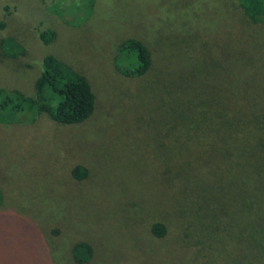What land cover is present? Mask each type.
<instances>
[{"label": "rangeland", "instance_id": "rangeland-1", "mask_svg": "<svg viewBox=\"0 0 264 264\" xmlns=\"http://www.w3.org/2000/svg\"><path fill=\"white\" fill-rule=\"evenodd\" d=\"M203 1L208 0H95L90 17L72 24L67 14L50 10L49 0H0V85L30 92L42 58L54 54L84 72L96 96L93 114L77 124H59L44 114L31 122H0V264H72L71 247L77 241L93 246V264H264V225L255 250L232 245L221 250L218 243L234 234L232 227L226 234L229 220L222 211L212 236L203 234L208 231V219L201 222L202 211L198 202H190L195 199L190 194L210 197L218 211L227 203L224 193L232 199L236 196L234 183L225 185L223 191L216 181V172H224L222 162L216 156L211 161L208 155L193 159L186 167L190 183L175 179V170L167 171L165 158L180 146L157 131V114L161 111L166 116V108L153 105L157 99L151 90L139 89L144 80L143 86L151 78L167 72L172 78L174 73L179 53L170 51L169 44H158L161 37H157L169 12L177 17L180 35L211 24L215 36H221L222 25L202 15L206 10ZM232 7L237 13L235 2ZM192 9L199 13L191 12L188 18L193 24L185 26L186 14ZM43 29L56 32L47 44L39 38ZM248 31L259 47L249 53L260 55L264 66V24ZM7 37L20 43L25 53L5 56L1 42ZM127 37L140 38L151 50L153 67L145 79L124 77L113 66L116 46ZM226 37L231 38L228 31ZM206 41L199 52L197 46L187 45L188 54L193 47L203 60L188 55L185 66L193 67L196 62L201 79L217 73L223 78L221 91L236 95L237 64L228 72L231 55L224 54L219 40ZM217 53L223 60L220 64L214 61ZM206 69L210 75L203 72ZM261 72L254 85H264L263 68ZM254 141L244 142L252 144L244 147V158L248 155L250 160L244 163L246 172H252L254 162L257 171L263 166L260 158L248 154ZM210 143L205 141L196 149L207 153ZM77 164L88 171L79 181L70 174ZM154 222L165 225L164 236L151 234Z\"/></svg>", "mask_w": 264, "mask_h": 264}, {"label": "trees", "instance_id": "trees-1", "mask_svg": "<svg viewBox=\"0 0 264 264\" xmlns=\"http://www.w3.org/2000/svg\"><path fill=\"white\" fill-rule=\"evenodd\" d=\"M49 1L50 10L60 16L67 14L72 24H79L88 19L96 3L95 0ZM233 2L236 4L237 13L232 7ZM202 5L206 9L202 15L207 14L205 16L210 21L213 19L224 28L221 29V36H215L216 30L211 24L186 35H180V29L176 30V25L180 27L177 17L175 13L171 15L169 12V19L162 22L157 37H161L158 44L163 42L164 45L169 44L170 51L179 53L175 55L178 60L174 66V73L172 78L167 75L168 72L164 76L151 78L150 83L143 86L144 80L139 89L145 93L151 90L157 99V103L153 105L166 108V116L161 111L159 115L157 114L161 119V121L158 119L157 131L171 136L172 144L180 146L177 151L165 158L167 171L175 170L173 175L175 179L190 183L192 177L186 167L191 165L193 159L208 155L211 161L213 156H216L222 162L224 172H216V181L223 191L225 185L234 183L236 196L232 199L229 193H224L227 203L218 208V211L211 205L213 200L210 197L193 192L190 194L195 196L190 202L192 204L198 202L196 206L202 211L201 222L204 218L208 219L205 225L208 231L203 234L212 236L214 228L217 229L216 217L222 211L229 220V227H225L226 234L231 227L234 228V234L231 239L227 237L218 243L221 250L228 245L239 248L245 246L255 250L262 239L261 228L264 225V191H261L262 188L264 190V106H262L264 92L260 91L264 85H254L253 81L259 78L261 68L264 69V66L260 55L249 53L250 50H258L259 47L257 42L252 43L255 38L250 39L248 29L253 25L264 24V0H208L203 1ZM193 10L186 14L185 26L191 27L193 24L188 18L191 12L193 15L199 13ZM233 17L235 21L232 22ZM165 31H172L170 34L173 35L162 34ZM227 31L231 36L230 40L226 37ZM55 36L56 32L51 29L39 31L40 40L46 44ZM196 36H201L203 40L196 39ZM187 37L190 40L186 39ZM208 38L219 40L223 45L221 49H224V54L231 55L232 61L228 66V72L233 71L237 64L238 88L236 95L234 91L235 98L234 95L221 91L223 78L217 73H212L211 70L212 77L201 79L202 71L196 72V62L193 67L185 66L188 55L199 61L203 60L202 54L198 56L193 47L191 52L195 54H188L187 45L197 46L199 52L200 45H206ZM1 50L5 56L12 58L25 53L22 45L12 37L2 40ZM220 53L213 56L217 57L214 61H219V64L223 61ZM112 61L115 70L130 79H145L153 67L150 48L136 37L122 39L116 46ZM203 72L210 75L209 69ZM248 79L251 81L248 82ZM217 84L219 87L215 89ZM251 99L259 106L253 104ZM95 106L96 96L85 73L54 54H46L42 58L40 72L30 92L23 88L0 85V122L3 124L31 122L42 114L59 124H77L88 119L93 114ZM221 133L225 135L221 137ZM248 140L251 142L255 140L253 150L248 149V154L256 156V160L260 158L261 163L263 162L262 168L258 171L256 162L254 167L250 164L252 172L244 170V163L248 165L247 159L249 160L248 155L244 158L246 155L244 147L252 146L250 142L244 144ZM205 141H211L208 154L196 149L202 147ZM224 164L232 165L227 168ZM87 172L85 166L77 164L71 169L70 174L73 179L79 181L86 178ZM250 175H254L256 179H252ZM2 196L0 188V201ZM228 206L232 207L231 211L227 210ZM244 217L248 219L247 222L244 221ZM150 232L162 237L166 234V227L160 222H154ZM212 242H209V245ZM71 255L72 264H93L94 248L89 242L77 241L71 247Z\"/></svg>", "mask_w": 264, "mask_h": 264}]
</instances>
